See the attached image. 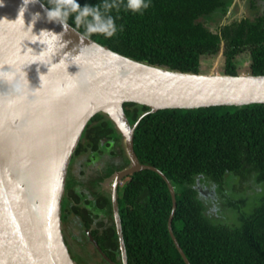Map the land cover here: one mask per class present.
<instances>
[{
  "label": "trees",
  "instance_id": "trees-1",
  "mask_svg": "<svg viewBox=\"0 0 264 264\" xmlns=\"http://www.w3.org/2000/svg\"><path fill=\"white\" fill-rule=\"evenodd\" d=\"M247 1L250 15L213 31L206 22L224 15L231 0H151L143 14L121 10L117 24L124 30L116 36L90 38L134 60L192 72L198 71L201 57L215 56L224 41L226 73L237 74L236 55L248 52L249 71L264 74V4ZM100 2L77 0L81 7ZM68 22L72 25V18ZM123 106L130 123L148 110L131 102ZM82 136L89 137L92 151H99L92 154L94 159L99 155L106 160L110 151L102 150L112 145L121 154L117 157H124L117 168L127 163L121 136L105 114H95ZM133 149L141 163L162 171L175 189L172 229L190 264H264V104L148 113L134 131ZM244 198L250 200L249 211L240 210ZM214 199L226 201L224 209L216 206L222 218L208 212L217 204ZM118 204L128 264H185L167 229L171 196L156 172L142 170L125 177ZM64 205L65 214L83 218L101 251L121 264L110 203L90 210ZM94 255L110 264L97 249Z\"/></svg>",
  "mask_w": 264,
  "mask_h": 264
},
{
  "label": "water",
  "instance_id": "water-1",
  "mask_svg": "<svg viewBox=\"0 0 264 264\" xmlns=\"http://www.w3.org/2000/svg\"><path fill=\"white\" fill-rule=\"evenodd\" d=\"M0 4V66L6 71L38 61L22 67L29 84L23 92L0 85V264H78L64 240L62 198L72 155L97 113L105 114L120 134L128 160L104 183L111 186L121 264L128 263L116 188L123 178L142 170L154 171L165 181L172 202L167 229L184 263L190 264L172 229L175 189L162 171L139 161L134 131L144 115L158 110L264 104V74L226 73L220 67L224 41L213 65L200 62L197 72L137 61L91 38L81 43L71 29L61 37L66 46L51 55V40L46 46L33 43L36 37L24 31L39 13L32 34L62 33L59 23L47 20L48 7L41 0L29 3L23 30L19 16L23 0ZM65 53H70L66 63ZM129 102L148 108L134 123L124 111L123 104ZM88 238L108 263L115 264L89 234Z\"/></svg>",
  "mask_w": 264,
  "mask_h": 264
},
{
  "label": "clouds",
  "instance_id": "clouds-1",
  "mask_svg": "<svg viewBox=\"0 0 264 264\" xmlns=\"http://www.w3.org/2000/svg\"><path fill=\"white\" fill-rule=\"evenodd\" d=\"M34 2H36V0H23L24 6L21 7L19 13L22 21L26 6L29 3ZM46 3L49 5L45 12L47 20L49 22L59 23L63 28V32L56 34L51 31L42 30L39 35L32 34V27L40 17L39 13L33 15L32 21L28 25L27 30H24L23 21V30L28 32L31 36L36 37L35 40H31L33 43L39 41L41 44L46 46L47 41L51 40L53 42V51L51 55H54L57 51L66 46L67 42H61V37L64 33L68 32L69 29L76 32L80 36L81 43H83L85 39L90 40V37L93 35H101L105 38H112L116 36L118 32H122L124 30V26L122 24H117V21L120 19L119 13L121 10L128 11L133 14H143V12L151 6V0H101L100 3L94 6L85 4L83 7L77 3V0H46ZM0 6H2V4H0ZM113 12L117 13V15H113ZM70 18L73 20L72 25L68 22ZM80 28H83L84 31H78ZM96 47L100 46L96 45ZM45 50H47L46 47L39 53V55H42ZM69 56L70 53H65L63 62H65ZM35 62L38 61H33L32 63ZM60 62L62 61L60 60ZM29 64L21 65L18 68L8 67L6 71L3 70V66H0V85L7 84L11 86L13 91L17 92H23L26 88H29L26 73L22 71V67ZM37 71H39V69H37ZM41 76L43 75H40V77ZM88 234L89 233L87 232V236Z\"/></svg>",
  "mask_w": 264,
  "mask_h": 264
},
{
  "label": "flooded vegetation",
  "instance_id": "flooded-vegetation-1",
  "mask_svg": "<svg viewBox=\"0 0 264 264\" xmlns=\"http://www.w3.org/2000/svg\"><path fill=\"white\" fill-rule=\"evenodd\" d=\"M244 1H245V3H247V4H245V6L247 7V10L249 11L248 1L247 0H244ZM234 2H235V0H231V2L229 3L228 8H227L225 14L224 15H221L218 20H217V18L214 19V20L213 19L212 20H209V21H214L216 28H218L219 26L225 25V24H229V23H231V22H233L235 20L236 21H240L242 18L245 17V16H243V17H241L239 19L234 18L230 22L222 23L223 20H225V19L227 20V18L229 16V12H230L231 7L233 6ZM260 2L264 4V0H262ZM241 53H246L248 55V58H249V53L248 52H241ZM238 55H236V57ZM97 122H99V121H97ZM91 124H93V123H91ZM85 129H86V127H85ZM84 132H85V130L83 131V133ZM83 133H82V135H83ZM82 135H81V138H80L79 143L77 145V147H79V144H81V146L79 147L80 150L76 151L77 150V147H76V149H75V151H74V153L72 155V158H71V161H70V164H69V167H68V171H67V177H68V174H70L69 173L70 170H71V172L72 171L77 172V170L79 168L78 166L80 164L81 158L82 157H86L87 163L83 164L85 166L84 167L85 169H81L80 168L79 175L83 179H86V178L92 179V182L96 179V182H97L95 184L96 190H93L92 189V186L90 187L91 190H93L95 192L94 193L95 195H93V194L90 195L91 194L90 188H87L86 190H84L83 192H81L82 198H80V200H78V197L76 196L77 197V199H76V197H74V195H73L75 193V191L70 194L69 193V190H66V184H65V192H64V195H63V198H62V206L65 207L64 204L66 203V201H68L69 202V205L70 204H76L77 207L81 208L82 210H85L84 207L103 208L104 206H107V201L111 205V194H110L111 186H110V184H109V186L105 185L104 184L105 181L109 177H111V175L116 170H120V169L126 167L128 165V161L122 167L117 168L118 161H120L121 159L123 160L124 157L122 156L123 158H119L121 156V154L119 152H117L116 146L113 147L112 145L110 146L109 149H108V147H104V150H102V153H104L106 151H110V153L108 154L109 157L106 158V160H105V158H102V156H99V155H96V158L97 159L96 158L94 159L91 155L94 154V153H97L99 151H97V152L92 151L90 145H88L89 137L88 136H84L83 137ZM86 135H87V133H86ZM103 141L105 142V139H103ZM104 142H101V144H103ZM112 144H114V143H112ZM121 146H122V143H121ZM81 148L83 150H81ZM118 154L120 155L119 157H117ZM89 155L91 157L88 158ZM108 155L105 154L104 156L106 157ZM101 158H102V160H101ZM66 182H67V178H66ZM124 183H125V178H123V180L117 185V188H116L117 202H118V199H119V192H120L121 186L124 185ZM203 188H206V186L204 185ZM206 190H208V189H206ZM210 191L212 193V190L211 189L209 190V192ZM84 195H86L87 197L86 196L84 197ZM69 205H66V206H69ZM118 208H119V204H118ZM62 215L64 216V218H62V230H63V235L64 236H67V233L70 231L65 226L66 225V222L68 220L71 223H73L74 221H78L79 222V225L82 224L84 226V224L82 223L83 218H80V216L78 218L77 216L73 215L71 212L70 213L67 212V214H65V212L63 210H62ZM102 215L104 216V214H102ZM106 218H108V217H106ZM114 229H115V225H114ZM85 231H86L85 235H87L88 229H86ZM87 239L88 240H86V241H89V244L91 246H93V244L90 243L91 241L89 240L88 237H87ZM93 248H94L93 250L96 249L94 246H93ZM77 249L79 251L81 250L78 253H80V255L83 257L84 255L82 253V251H83L82 250V247L79 246ZM68 250H69V253H70V255H71L72 258H73V256L74 257L76 256L75 254L72 256L73 252L70 251L69 247H68ZM90 261H92V260H90Z\"/></svg>",
  "mask_w": 264,
  "mask_h": 264
},
{
  "label": "rangeland",
  "instance_id": "rangeland-1",
  "mask_svg": "<svg viewBox=\"0 0 264 264\" xmlns=\"http://www.w3.org/2000/svg\"><path fill=\"white\" fill-rule=\"evenodd\" d=\"M245 1L244 0H235L233 6L231 7V10L229 12V16L227 18V20H223L222 23H226V22H230L232 21L234 18H241L243 16H247L248 14L250 15L249 11L247 10V7L245 6ZM207 26L213 30V31H216V27H215V23L214 21H207ZM216 56V55H215ZM215 56L213 57H202L201 58V63L205 64V66H211L213 65L214 63V60H215ZM224 61V60H223ZM221 62L220 63V67L222 68L223 67V64L224 62ZM236 66H237V72H249V63H250V60L248 58V55L246 53H241L239 54L237 57H236ZM92 156V155H91ZM90 155L88 156L91 157ZM103 158V156H102ZM101 158V160H102ZM97 159V158H96ZM93 162V161H92ZM87 163V160H86V157H82L81 160H80V164H79V168L77 170V172H74L71 170L69 171L70 174H68V177H67V182H66V190H72V191H75V194L77 197H81L82 198V195H81V192H83L84 190H86L87 188H90L92 186V189L93 190H96V187H95V184H92V179H89V178H86V179H83L80 177L79 175V171H80V168L81 169H85L84 165ZM101 171V170H100ZM74 172V173H73ZM218 188V187H217ZM91 190L90 188V191H91V194L90 195H95L94 191ZM221 189H219L218 191H220ZM228 190H229V186H228ZM228 190H225L223 192V195H224V198L225 200L228 201V196H227V193H228ZM86 195H84L85 197ZM87 197V196H86ZM246 197V196H245ZM224 199H221L220 200V203H218V201L216 199H214V202L217 203L216 205H214V208H209L208 209V212L210 213H213L215 216H218L220 218H222V213L219 214V215H216V213H219L217 211H220V208L221 209H224L225 207V204H226V201ZM244 201H245V198H244ZM246 204H244L243 207H240V210H244V211H249L250 207H251V203H250V200H246L245 201ZM66 205H69V202L66 201L65 203ZM216 206H219L220 208H216ZM84 209H87V207H84ZM89 210H90V207H89ZM68 230H70L68 233H67V236H64V239H65V242L67 244V247H69L70 251L73 252L72 256L75 254L76 256L74 257L73 256V259L79 263V264H104L100 258H98V256L94 255V250H93V246H91L87 241V237L85 235L86 233V229L82 224L79 225V222L78 221H74L73 223H71L69 220L66 222V225ZM81 246L82 247V250L85 251L82 252L84 256H90V258H87V261L84 260V256L82 257L80 255V252L77 248ZM87 252V254H86ZM86 254V255H85ZM92 260V261H90Z\"/></svg>",
  "mask_w": 264,
  "mask_h": 264
}]
</instances>
